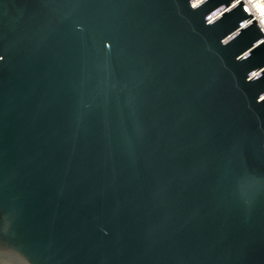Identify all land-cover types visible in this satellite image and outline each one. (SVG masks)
I'll list each match as a JSON object with an SVG mask.
<instances>
[{
  "label": "water",
  "instance_id": "1",
  "mask_svg": "<svg viewBox=\"0 0 264 264\" xmlns=\"http://www.w3.org/2000/svg\"><path fill=\"white\" fill-rule=\"evenodd\" d=\"M193 1L0 0V264H264V32Z\"/></svg>",
  "mask_w": 264,
  "mask_h": 264
},
{
  "label": "built area",
  "instance_id": "2",
  "mask_svg": "<svg viewBox=\"0 0 264 264\" xmlns=\"http://www.w3.org/2000/svg\"><path fill=\"white\" fill-rule=\"evenodd\" d=\"M203 0H194L191 4L192 7L196 6L197 4H199L200 2H202ZM239 1H242L244 3V5L246 6V8L248 9V11L251 13L252 17L250 19H248L247 21H245L244 23H242L240 25V29L243 28L245 25H247L248 23H250L252 20H256V22L258 23V25L261 27V29L264 32V0H236L234 1L230 6H228L226 8V10H228L229 8H231L232 6H234L236 3H238ZM236 31V30H235ZM230 32V34H228L226 37H230L231 35L234 34V32ZM225 37V38H226ZM262 40H259L256 42V44L260 43ZM248 51L244 50L242 53H240L241 56L245 55ZM264 68V66H263ZM259 71H255L253 72L250 77H254L256 73H259Z\"/></svg>",
  "mask_w": 264,
  "mask_h": 264
}]
</instances>
